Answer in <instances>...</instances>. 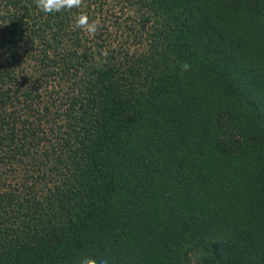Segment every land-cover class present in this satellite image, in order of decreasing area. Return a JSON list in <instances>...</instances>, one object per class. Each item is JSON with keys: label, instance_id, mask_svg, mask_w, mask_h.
<instances>
[{"label": "trees", "instance_id": "1", "mask_svg": "<svg viewBox=\"0 0 264 264\" xmlns=\"http://www.w3.org/2000/svg\"><path fill=\"white\" fill-rule=\"evenodd\" d=\"M119 1L0 0V264H264V0Z\"/></svg>", "mask_w": 264, "mask_h": 264}, {"label": "rangeland", "instance_id": "2", "mask_svg": "<svg viewBox=\"0 0 264 264\" xmlns=\"http://www.w3.org/2000/svg\"><path fill=\"white\" fill-rule=\"evenodd\" d=\"M105 1L100 11L95 7L93 10H89V14H87L90 20H100L102 28L94 37H90L82 31L84 33L82 35L83 41L85 42L86 40L85 47L89 46L92 49L96 48L92 45V41L100 35L101 39L107 38L109 40L107 41V47L109 49H137L138 46L135 48V45L131 42L132 40L128 39V37L132 35V31L137 28L133 8L127 4L121 3L119 0ZM94 42V45L100 43L99 40H95ZM49 83L50 86H53L52 89L56 90L54 83L52 81ZM49 90L48 87V89L43 90L42 93L48 92ZM45 118H48V116ZM41 127L43 129L48 127L47 119L41 120Z\"/></svg>", "mask_w": 264, "mask_h": 264}, {"label": "clouds", "instance_id": "3", "mask_svg": "<svg viewBox=\"0 0 264 264\" xmlns=\"http://www.w3.org/2000/svg\"><path fill=\"white\" fill-rule=\"evenodd\" d=\"M36 7L44 14H55L63 11H72L84 6V0H35ZM74 29L82 30L90 37H94L102 28L101 21L98 19L90 20L86 13H80L74 19ZM107 56V52L103 53ZM103 61H98V66L102 67ZM191 65L184 62L180 64L181 72L191 71ZM79 264H110L108 257L96 258L93 256L81 258Z\"/></svg>", "mask_w": 264, "mask_h": 264}]
</instances>
